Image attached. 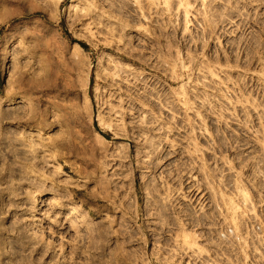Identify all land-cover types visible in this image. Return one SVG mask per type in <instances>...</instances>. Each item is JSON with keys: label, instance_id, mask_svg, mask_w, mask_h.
<instances>
[{"label": "rangeland", "instance_id": "rangeland-1", "mask_svg": "<svg viewBox=\"0 0 264 264\" xmlns=\"http://www.w3.org/2000/svg\"><path fill=\"white\" fill-rule=\"evenodd\" d=\"M0 110V264H264V0H0Z\"/></svg>", "mask_w": 264, "mask_h": 264}, {"label": "bare ground", "instance_id": "bare-ground-1", "mask_svg": "<svg viewBox=\"0 0 264 264\" xmlns=\"http://www.w3.org/2000/svg\"><path fill=\"white\" fill-rule=\"evenodd\" d=\"M101 60H102L101 58L98 60V65L101 64V63H100ZM113 76H114V77H119V75H117V74H113ZM19 78H22V75H21ZM24 102H25V101L22 100V99H19V100H15V101H14L15 104H19V103L22 104V103H24ZM37 114H38V113H37L34 109L30 110V117H29V120H31V121L34 120V118L36 117ZM8 115H9L8 113H5L4 111H1V110H0V121H2V119L7 118ZM103 123L106 125V127H107L109 130H114V128L118 126L117 120H115L114 118H111L110 122H104V121H103ZM97 137H99V136L97 135ZM98 139H101V138L99 137ZM101 140H102V139H101ZM146 144L148 145L149 150L153 149V147H154V143H153V139H152V138L147 139V140H146ZM150 156H151V155H150ZM62 250H63V246H60V251H62Z\"/></svg>", "mask_w": 264, "mask_h": 264}]
</instances>
